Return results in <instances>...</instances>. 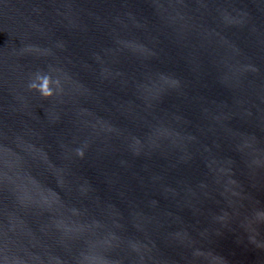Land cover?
I'll return each instance as SVG.
<instances>
[{
	"label": "water",
	"instance_id": "obj_1",
	"mask_svg": "<svg viewBox=\"0 0 264 264\" xmlns=\"http://www.w3.org/2000/svg\"><path fill=\"white\" fill-rule=\"evenodd\" d=\"M0 264H264V0H0Z\"/></svg>",
	"mask_w": 264,
	"mask_h": 264
}]
</instances>
